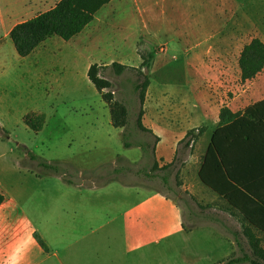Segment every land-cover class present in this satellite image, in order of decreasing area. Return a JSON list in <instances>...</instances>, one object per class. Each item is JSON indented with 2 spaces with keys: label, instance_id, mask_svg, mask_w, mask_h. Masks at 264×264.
Returning a JSON list of instances; mask_svg holds the SVG:
<instances>
[{
  "label": "crops",
  "instance_id": "crops-1",
  "mask_svg": "<svg viewBox=\"0 0 264 264\" xmlns=\"http://www.w3.org/2000/svg\"><path fill=\"white\" fill-rule=\"evenodd\" d=\"M60 1L0 0V193L4 196L0 264H117L120 254L128 264H196L206 257L204 249H193V243L206 242L196 238L198 232L232 248L233 241L187 223L183 205L169 192L99 180L102 173L97 182L90 176L122 158L112 153V142L118 136L123 139L125 130L113 125L111 109L91 82L89 71L94 64L139 68L143 63L139 42L148 35L122 32L125 27L118 24V17L125 3L145 16L154 1L167 0H113L71 41L54 36L31 55L20 56L11 38L13 28L52 10ZM233 10L228 17L235 16ZM230 21L236 24L235 18ZM221 30L222 26L209 36ZM232 31L235 36L236 30ZM182 67L197 68L190 62ZM195 85L199 88L200 83ZM185 87L189 91L190 85ZM166 92L171 102L180 95L175 88ZM147 96L148 91L146 100ZM183 100L189 105V97ZM214 102L209 99L199 108L188 106L177 113L144 114V126L159 138L155 149L159 163L174 162L184 138L176 135L187 134L197 123L208 128L205 115ZM221 109L213 116L216 128L210 143ZM30 113L45 115L41 132L25 124L24 117ZM191 113L203 115L191 121ZM136 148L142 150L135 144L125 149L136 152ZM27 150L60 166L61 172H45ZM140 155L136 152L135 157ZM31 164L38 168H30ZM180 241L183 249L178 248ZM116 246L121 252L111 256ZM209 259L203 263L221 261Z\"/></svg>",
  "mask_w": 264,
  "mask_h": 264
},
{
  "label": "rangeland",
  "instance_id": "rangeland-1",
  "mask_svg": "<svg viewBox=\"0 0 264 264\" xmlns=\"http://www.w3.org/2000/svg\"><path fill=\"white\" fill-rule=\"evenodd\" d=\"M165 2L154 1V4L148 7L151 12L145 16L139 13L138 7L125 3L119 19L117 18L121 28L125 27L122 28L124 33L132 36L139 32L146 36L152 35V38L147 36L139 42L140 54L146 58L152 57L151 67L144 68V73L151 80V86L146 103L142 107L138 92L135 91V84L139 81L137 71L126 70L120 75L111 67L102 71L101 74L113 84V101L121 103L127 110L126 127L123 128L127 140L140 146L142 150L136 148V152H141V155L135 157V151L125 149L121 136L114 138L112 153L122 158H119L115 165L104 166L99 180L165 190L183 205L187 223L210 229L215 236L235 243L231 248L225 242H211L205 232H198L196 238L206 242L204 245L193 243V249H204L206 257L196 264H204L209 258H218L221 261L217 264H225L232 257H248L264 264V260L254 253L244 234L245 223L242 215L237 211L232 213L228 202L204 186L199 178L210 144L211 131L216 128L213 116L217 110L228 107L234 112H243L264 99V71L255 80L244 82L239 66L240 54L252 39L259 38L264 42V0ZM231 10L235 16L228 17ZM232 18L236 20L235 25L230 21ZM221 26V33L209 36ZM129 28L132 29L131 33ZM233 28L236 30L235 36ZM186 62L195 64L197 68L190 71L183 69L182 65ZM196 83H200L199 88ZM185 84L190 85L189 91ZM167 88L179 90L178 98L173 97L175 102H171ZM259 90L262 92L259 93ZM187 97L189 105L183 100ZM209 99H215V102L209 110L207 109L208 113L205 115L209 122L208 128L202 123H197L195 129L193 125L190 126L192 134L187 136L192 131L188 130L187 134L176 135L177 139L183 136L184 138L179 142L174 162L159 163L155 150L158 141L154 135L138 128L137 121L141 109L146 108L144 114L149 116L151 113H177L188 106L199 108L200 105L208 103ZM201 115L203 114L191 113L190 120ZM202 129L204 132L201 134ZM130 156L136 159L123 158ZM156 164L158 166H155ZM30 168L38 167L31 164ZM255 180H258L260 187H264V152L252 167L249 181L253 183ZM262 216L264 218V214ZM262 222L264 223V219ZM254 233L264 250V233L258 229H254ZM177 245L179 249L185 246L182 241ZM118 249L117 246L111 249L110 255L119 254L121 251ZM122 262L125 264L126 260L124 262L120 254L117 264ZM150 264L156 262L152 261Z\"/></svg>",
  "mask_w": 264,
  "mask_h": 264
},
{
  "label": "trees",
  "instance_id": "trees-1",
  "mask_svg": "<svg viewBox=\"0 0 264 264\" xmlns=\"http://www.w3.org/2000/svg\"><path fill=\"white\" fill-rule=\"evenodd\" d=\"M112 1L61 0L52 10L13 28L11 38L17 52L20 56L27 57L43 42L54 36L71 41L93 22L99 10ZM142 59L143 63L139 68H131L118 63H114L110 67L117 75L131 69L138 72L139 81L135 84V91L138 92L143 107L151 85V80L144 73V68L151 67L150 59L152 57L142 56ZM239 66L241 79L244 82L256 79L264 71V42L261 39L254 38L244 47L240 54ZM105 68L109 67L92 65L89 78L109 105L113 125L117 128H125L127 110L121 103L113 101V84L101 74ZM143 116L144 109L142 108L138 116V128L154 135L152 130L144 126ZM219 119L218 128L213 133L211 143L204 156L199 177L205 186L228 202L232 213L238 211L242 215V220L245 223L244 234L254 253L264 260V250L254 233V229L264 233V223L262 222L264 219L262 216L264 214V187H260L258 180L253 183L249 181L254 163L264 152V100L251 105L243 112H233L230 108L223 107ZM24 122L33 131L41 132L46 117L41 113H30L24 117ZM192 132L193 130L187 136ZM203 132L202 129L201 134ZM155 138L157 141L159 140L158 137L155 136ZM123 140L127 148L134 145L127 140L125 131ZM27 153L31 160L39 161V168H43L45 172H61L60 166L49 164L28 150ZM103 170L104 167L92 172L90 176L97 182V178ZM87 179L89 180L90 177ZM3 202L4 196L0 193V206ZM39 241L43 244L40 239ZM225 264L261 263L250 260L248 257H232Z\"/></svg>",
  "mask_w": 264,
  "mask_h": 264
}]
</instances>
